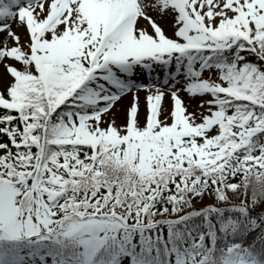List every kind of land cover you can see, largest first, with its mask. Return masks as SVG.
Listing matches in <instances>:
<instances>
[{
	"label": "snow or ice",
	"instance_id": "obj_1",
	"mask_svg": "<svg viewBox=\"0 0 264 264\" xmlns=\"http://www.w3.org/2000/svg\"><path fill=\"white\" fill-rule=\"evenodd\" d=\"M0 35V264H264V0H0Z\"/></svg>",
	"mask_w": 264,
	"mask_h": 264
},
{
	"label": "rangeland",
	"instance_id": "obj_2",
	"mask_svg": "<svg viewBox=\"0 0 264 264\" xmlns=\"http://www.w3.org/2000/svg\"><path fill=\"white\" fill-rule=\"evenodd\" d=\"M162 26L166 28V30L168 31L169 35H171V31H169L168 27H166V25L160 21ZM23 32V34L25 35L24 31L21 30ZM22 36V35H21ZM4 39V36L3 35H0V40H3ZM142 79V82L143 83H149V80L146 79V78H141ZM143 91L144 90H141L140 93H139V96H140V113H139V117H140V120L143 121L144 119V116H145V113H146V95L143 94ZM184 98L186 100V103L188 104L189 106V110L190 111H196L197 113H199L201 111V109L199 108V99L196 98V99H191L189 100L188 99V96L187 94H184ZM131 94H129L124 100H123V103L122 105H118L117 108H118V111H117V122L118 123H122L125 119V113L123 111H121L120 109L123 108V107H126L130 102H131ZM172 105V101H171V98L170 97H166L165 101H164V107L166 109L170 108Z\"/></svg>",
	"mask_w": 264,
	"mask_h": 264
},
{
	"label": "bare ground",
	"instance_id": "obj_3",
	"mask_svg": "<svg viewBox=\"0 0 264 264\" xmlns=\"http://www.w3.org/2000/svg\"><path fill=\"white\" fill-rule=\"evenodd\" d=\"M165 25H166V27H168V29H169V31H171L172 30V23H171V20L170 19H168V20H161ZM20 35H22V37H24V34H23V32L20 30ZM143 94H147L145 91H143Z\"/></svg>",
	"mask_w": 264,
	"mask_h": 264
}]
</instances>
